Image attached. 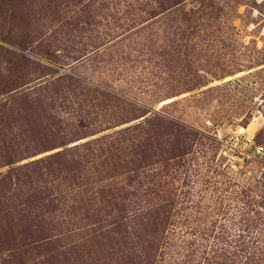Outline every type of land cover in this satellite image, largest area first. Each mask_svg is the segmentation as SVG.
Returning a JSON list of instances; mask_svg holds the SVG:
<instances>
[{
  "label": "rangeland",
  "instance_id": "obj_1",
  "mask_svg": "<svg viewBox=\"0 0 264 264\" xmlns=\"http://www.w3.org/2000/svg\"><path fill=\"white\" fill-rule=\"evenodd\" d=\"M0 264H264V0H0Z\"/></svg>",
  "mask_w": 264,
  "mask_h": 264
},
{
  "label": "built area",
  "instance_id": "obj_2",
  "mask_svg": "<svg viewBox=\"0 0 264 264\" xmlns=\"http://www.w3.org/2000/svg\"><path fill=\"white\" fill-rule=\"evenodd\" d=\"M259 1H262V0H259Z\"/></svg>",
  "mask_w": 264,
  "mask_h": 264
}]
</instances>
